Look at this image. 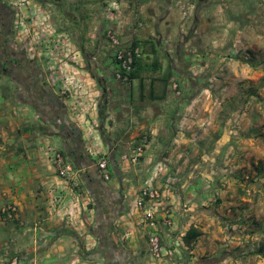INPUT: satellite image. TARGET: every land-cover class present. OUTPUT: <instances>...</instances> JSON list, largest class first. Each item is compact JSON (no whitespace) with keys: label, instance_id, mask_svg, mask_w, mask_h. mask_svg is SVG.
Listing matches in <instances>:
<instances>
[{"label":"crops","instance_id":"0c3cea01","mask_svg":"<svg viewBox=\"0 0 264 264\" xmlns=\"http://www.w3.org/2000/svg\"><path fill=\"white\" fill-rule=\"evenodd\" d=\"M109 1L51 0L49 4L62 11L58 20L53 17L56 24L75 28L74 43L83 55L80 75L89 89L100 93L99 109L87 115L86 123L76 120L60 90L50 85L43 62L25 57L28 66L15 79L13 97L0 85V210L15 205L20 217L11 220L0 213V264L14 257L21 264H99L100 260L106 264H211L219 254L228 257L223 264L229 259L250 264L245 247L238 248L248 244L246 228L256 225L258 217L239 200L229 201L232 189L225 187L229 176L219 164L228 140L199 158V148L193 146L196 136L189 133L195 102L186 97L172 99L169 92L175 78L182 87L192 85L191 62L201 50H209L215 26L203 12L214 2L177 0L180 9L194 8L178 31L170 4L159 15L156 8L162 4L157 0H116L125 19L121 42L142 55L130 83L123 84L115 77L116 62L106 37L111 26H118L105 15ZM247 18L245 23L241 18L233 20L247 25L251 20ZM20 46L15 42V53ZM48 146L62 152L74 166L75 180L91 201L86 216L92 220L93 250L49 211L63 182L55 164L44 156ZM138 146H144L139 163L123 162L122 156L131 155ZM90 149L99 153L98 158L90 155ZM102 157L110 162V181L97 167ZM149 178L163 193L164 207L173 212L172 229L158 214L163 244L177 246L173 260L152 262L149 230L137 208L139 189ZM192 227L202 236L189 247L183 239ZM221 232L226 233L222 241ZM255 235V240L261 239L258 232ZM255 245L253 255L264 247ZM88 254L99 258L88 260Z\"/></svg>","mask_w":264,"mask_h":264},{"label":"rangeland","instance_id":"374dc122","mask_svg":"<svg viewBox=\"0 0 264 264\" xmlns=\"http://www.w3.org/2000/svg\"><path fill=\"white\" fill-rule=\"evenodd\" d=\"M157 1L163 5L156 8L159 15L171 5L174 28L179 31L188 17L183 16L184 6L180 9L177 0ZM211 1L214 3L209 10L203 12L215 23L209 50H201L191 62L189 79L192 85L188 88L187 84L182 87L180 83V98L195 102L190 117L194 124L189 133L196 136L193 146L199 148V158L205 153L211 154L223 139L228 140L223 145L219 164L229 176L225 186L232 189L229 201L239 200L247 210L253 208L258 217L256 225L246 228L245 233L250 236L248 244L238 249L245 247L250 264H264V253L260 257L250 253L254 243L264 245V0ZM40 3L51 10L55 19L62 16L59 8L49 6L51 0ZM24 13L29 11L24 9ZM248 16L251 20L247 25L233 20L241 18L245 23ZM57 27L73 37L74 27L65 29L60 23ZM206 51L210 53H203ZM4 76L0 77V85L13 97L14 83ZM257 232L261 239L255 240ZM220 239H226L225 232L220 233ZM225 258L227 255L219 254L211 264H223ZM99 264L106 263L100 260ZM224 264H243V259H229Z\"/></svg>","mask_w":264,"mask_h":264},{"label":"built area","instance_id":"2783aa9c","mask_svg":"<svg viewBox=\"0 0 264 264\" xmlns=\"http://www.w3.org/2000/svg\"><path fill=\"white\" fill-rule=\"evenodd\" d=\"M4 1L14 11L16 40L26 44L29 60L41 61L45 64L50 85L60 90L62 97L68 101L76 120L79 123H86L87 115L99 109L100 93L89 89L80 75L83 55L76 48L72 35L60 30L53 19L51 10L37 0ZM24 9H27L29 13L25 14ZM193 10L192 7H183V16H189ZM105 15L111 23H118V26H111L106 33L116 62L115 77L120 83L129 84L135 64L142 55L121 42L125 19L116 0L108 2ZM169 92L172 99L182 96L178 79L171 80ZM96 127L98 128V125ZM143 152L144 146H138L131 155H123L122 161L138 164ZM89 153L95 158L99 156V153L92 149ZM44 156L55 164L57 177L63 182L62 192L51 200L50 213L60 217L73 232L84 239L87 249L93 250L95 242L89 236L92 220L91 217L86 216L91 201L81 183L75 180L74 166L62 152L51 146L44 150ZM97 167L105 181L112 180V174L109 171L110 162L107 158H99ZM162 196L163 193L155 187L154 180L149 178L141 185L137 199V208L142 213V223L149 230L148 240L152 262L173 260L177 250V246L166 247L161 238L158 214H162L163 222L168 228L174 227L173 212L170 207H164ZM0 213L8 219L20 220L15 205L3 206ZM7 264H21V262L18 257H14Z\"/></svg>","mask_w":264,"mask_h":264},{"label":"flooded vegetation","instance_id":"af4514ba","mask_svg":"<svg viewBox=\"0 0 264 264\" xmlns=\"http://www.w3.org/2000/svg\"><path fill=\"white\" fill-rule=\"evenodd\" d=\"M14 22V11L4 0H0V77L7 75L9 80L16 84L15 79L21 78L22 73L27 69L28 63L25 62V57L28 60L29 58L26 53V44L20 43L18 53H15Z\"/></svg>","mask_w":264,"mask_h":264},{"label":"trees","instance_id":"16d2710c","mask_svg":"<svg viewBox=\"0 0 264 264\" xmlns=\"http://www.w3.org/2000/svg\"><path fill=\"white\" fill-rule=\"evenodd\" d=\"M139 60L136 62L135 64V68L138 64ZM133 74V73H132ZM131 79H132V75H131ZM102 109H101V113H102ZM102 116V115H101ZM72 233V232H71ZM70 233V234H71ZM202 236V233L200 230L196 229L195 227H192L187 234L184 236V243L187 246H191L193 243H195L200 237ZM264 253V248L261 247L255 254L256 255H261ZM88 256H91V254H88Z\"/></svg>","mask_w":264,"mask_h":264},{"label":"water","instance_id":"95a60500","mask_svg":"<svg viewBox=\"0 0 264 264\" xmlns=\"http://www.w3.org/2000/svg\"><path fill=\"white\" fill-rule=\"evenodd\" d=\"M87 258H88V260L94 261L96 258H99V256H97V255H91V256H88Z\"/></svg>","mask_w":264,"mask_h":264}]
</instances>
